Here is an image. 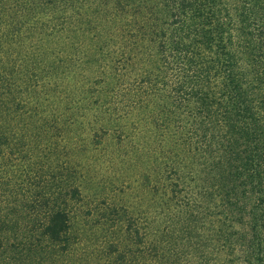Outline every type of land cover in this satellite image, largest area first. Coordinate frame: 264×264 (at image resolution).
Segmentation results:
<instances>
[{
	"label": "trees",
	"instance_id": "16d2710c",
	"mask_svg": "<svg viewBox=\"0 0 264 264\" xmlns=\"http://www.w3.org/2000/svg\"><path fill=\"white\" fill-rule=\"evenodd\" d=\"M85 190L124 264H264V0H0L5 207Z\"/></svg>",
	"mask_w": 264,
	"mask_h": 264
},
{
	"label": "rangeland",
	"instance_id": "374dc122",
	"mask_svg": "<svg viewBox=\"0 0 264 264\" xmlns=\"http://www.w3.org/2000/svg\"><path fill=\"white\" fill-rule=\"evenodd\" d=\"M84 194L82 201L69 207L68 230L53 240L42 233L41 222L14 220L26 204L20 198L13 200L17 210L8 213L5 199L12 196L0 193V264H124V247L133 243L123 241L122 223L111 219L119 214H112L100 202L103 199L96 205L89 203L90 195L86 190Z\"/></svg>",
	"mask_w": 264,
	"mask_h": 264
}]
</instances>
